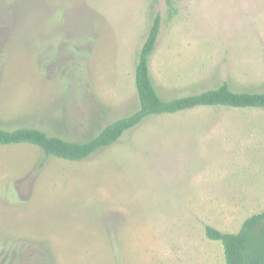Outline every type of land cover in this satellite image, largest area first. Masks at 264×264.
<instances>
[{"label":"rangeland","instance_id":"rangeland-1","mask_svg":"<svg viewBox=\"0 0 264 264\" xmlns=\"http://www.w3.org/2000/svg\"><path fill=\"white\" fill-rule=\"evenodd\" d=\"M0 0V128L86 142L162 98L264 92V0ZM264 213V109L152 116L86 160L0 145V264H226L208 226Z\"/></svg>","mask_w":264,"mask_h":264},{"label":"trees","instance_id":"trees-1","mask_svg":"<svg viewBox=\"0 0 264 264\" xmlns=\"http://www.w3.org/2000/svg\"><path fill=\"white\" fill-rule=\"evenodd\" d=\"M166 1L173 8L172 0ZM161 28L162 19L158 14L140 52L135 71L139 110L110 123L86 142L68 141L50 136L38 128L25 127L14 130L0 128V145H29L38 148L47 158L78 162L86 160L100 149L113 146L125 133L152 116L177 115L197 108L264 109V92H236L226 83L200 94L162 98L153 83L150 70ZM206 236L222 243L226 264H264V213L248 218L238 234H225L208 226Z\"/></svg>","mask_w":264,"mask_h":264}]
</instances>
